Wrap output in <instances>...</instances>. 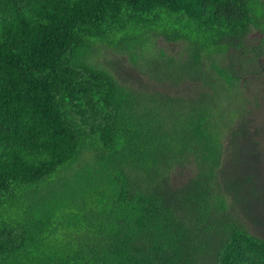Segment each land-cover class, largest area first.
<instances>
[{
  "label": "trees",
  "instance_id": "obj_1",
  "mask_svg": "<svg viewBox=\"0 0 264 264\" xmlns=\"http://www.w3.org/2000/svg\"><path fill=\"white\" fill-rule=\"evenodd\" d=\"M263 224L264 0H0V264H264Z\"/></svg>",
  "mask_w": 264,
  "mask_h": 264
},
{
  "label": "rangeland",
  "instance_id": "obj_2",
  "mask_svg": "<svg viewBox=\"0 0 264 264\" xmlns=\"http://www.w3.org/2000/svg\"><path fill=\"white\" fill-rule=\"evenodd\" d=\"M259 37H260V35H259V33L258 32H256V33H254L253 35H251L250 36V39L252 40V41H254V43H255V41L256 40H258L259 39ZM102 56V55H101ZM99 57V63L100 64H102V66L103 67H105V68H107V69H111V67L114 69V71L116 72V71H118V72H120L121 73V77H123L124 79H126V78H129L130 79V72H126L125 71V69L123 68V66L120 64V62H118V61H114V60H116L115 58H117V57H113V56H111L110 58L109 57ZM117 68V69H116ZM114 73V72H113ZM127 80V79H126ZM125 80V81H126ZM238 141H240V139H238ZM239 144H246V142H245V140H243V139H241V141L240 142H238ZM241 146H243V145H241ZM243 152H238V153H236V154H241V155H243V157L241 158L242 159V162H244L245 160H247V159H249V160H252V156L251 155H249V154H246V153H243ZM82 184L83 183H85V182H81ZM72 187H73V185H71ZM70 192H72L71 190H70ZM91 200L89 199V198H87V199H84V203H83V205H81V204H78V203H74V202H71L70 203V205H67L64 209H62V214L63 213H69L70 214V216H72V212L73 213H77V212H79L80 211V209H84V206L86 205V203H89ZM81 206H82V208H81ZM58 214H60V213H58ZM264 225V224H263ZM258 229V228H257ZM258 231L259 232H254L255 234H257V235H261V236H263L264 237V227L262 226V227H259V229H258Z\"/></svg>",
  "mask_w": 264,
  "mask_h": 264
}]
</instances>
